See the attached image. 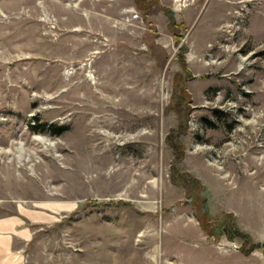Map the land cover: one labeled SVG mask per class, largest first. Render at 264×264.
Listing matches in <instances>:
<instances>
[{"label":"rangeland","instance_id":"rangeland-1","mask_svg":"<svg viewBox=\"0 0 264 264\" xmlns=\"http://www.w3.org/2000/svg\"><path fill=\"white\" fill-rule=\"evenodd\" d=\"M0 264H264V0H0Z\"/></svg>","mask_w":264,"mask_h":264},{"label":"trees","instance_id":"trees-1","mask_svg":"<svg viewBox=\"0 0 264 264\" xmlns=\"http://www.w3.org/2000/svg\"><path fill=\"white\" fill-rule=\"evenodd\" d=\"M63 130L64 128L60 127L55 130V133L60 134L61 132H63ZM176 155H177V158L180 157L179 154H176ZM229 223L230 222H228L227 219L223 220L222 231L227 235L228 239H231L233 237H240L243 240L241 251L244 254H248L252 252L254 248H257L259 246V244L257 243H252L251 238L247 233L241 231L239 228L231 227L232 225H230ZM245 245H249V246L246 248L244 247Z\"/></svg>","mask_w":264,"mask_h":264},{"label":"water","instance_id":"water-1","mask_svg":"<svg viewBox=\"0 0 264 264\" xmlns=\"http://www.w3.org/2000/svg\"><path fill=\"white\" fill-rule=\"evenodd\" d=\"M201 208H202L203 211H205V207H204L203 203L201 204Z\"/></svg>","mask_w":264,"mask_h":264},{"label":"bare ground","instance_id":"bare-ground-1","mask_svg":"<svg viewBox=\"0 0 264 264\" xmlns=\"http://www.w3.org/2000/svg\"><path fill=\"white\" fill-rule=\"evenodd\" d=\"M96 122V121H95ZM89 124V123H88ZM98 145H100V144H98Z\"/></svg>","mask_w":264,"mask_h":264}]
</instances>
